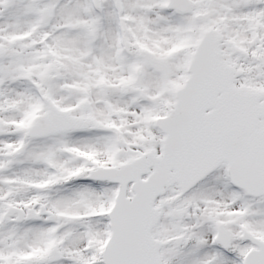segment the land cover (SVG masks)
Wrapping results in <instances>:
<instances>
[{
    "label": "snow or ice",
    "instance_id": "obj_1",
    "mask_svg": "<svg viewBox=\"0 0 264 264\" xmlns=\"http://www.w3.org/2000/svg\"><path fill=\"white\" fill-rule=\"evenodd\" d=\"M0 264H264V0H0Z\"/></svg>",
    "mask_w": 264,
    "mask_h": 264
}]
</instances>
